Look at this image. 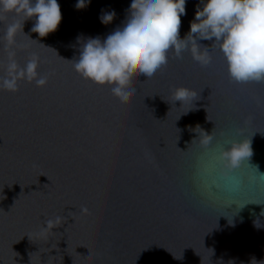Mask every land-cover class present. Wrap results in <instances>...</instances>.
Here are the masks:
<instances>
[{
	"label": "water",
	"instance_id": "obj_1",
	"mask_svg": "<svg viewBox=\"0 0 264 264\" xmlns=\"http://www.w3.org/2000/svg\"><path fill=\"white\" fill-rule=\"evenodd\" d=\"M57 2L61 22L44 38L33 18L10 42L8 26L26 18L0 13V264H264V81H234L218 43L198 41L207 65L169 50L120 99L74 64L131 0ZM199 4L186 0L180 38ZM102 10L115 11L110 24ZM181 86L196 95L175 101ZM241 142L252 156L232 168L220 153Z\"/></svg>",
	"mask_w": 264,
	"mask_h": 264
},
{
	"label": "clouds",
	"instance_id": "obj_2",
	"mask_svg": "<svg viewBox=\"0 0 264 264\" xmlns=\"http://www.w3.org/2000/svg\"><path fill=\"white\" fill-rule=\"evenodd\" d=\"M90 3L91 0H76L75 8L84 9ZM185 5L186 0H131L121 26L103 39L88 37L80 44L75 71L97 85L110 86L114 96L126 99L135 91L129 83L133 72L152 77L167 64L169 50H174L177 58L190 50L194 60L207 65L208 50L201 53L198 41H212L218 43L234 81H264V0H200L187 34L180 38ZM0 13L26 18L22 24L8 26L6 36L10 42L27 20L35 19L31 32L44 38L57 30L62 19L57 0H0ZM115 15L114 10H102L99 19L107 25ZM37 66L34 58L22 69L28 80L37 76ZM10 67L15 69V63ZM45 83V78L36 80L38 86ZM3 86L15 90L14 81L5 80ZM173 95L175 101L182 102L196 93L181 86ZM210 139L209 136L203 143L207 144ZM220 156L235 168L252 156L251 143L233 144L222 150ZM48 227H52L51 221Z\"/></svg>",
	"mask_w": 264,
	"mask_h": 264
},
{
	"label": "snow or ice",
	"instance_id": "obj_3",
	"mask_svg": "<svg viewBox=\"0 0 264 264\" xmlns=\"http://www.w3.org/2000/svg\"><path fill=\"white\" fill-rule=\"evenodd\" d=\"M213 162H215L217 160V157L216 156H213Z\"/></svg>",
	"mask_w": 264,
	"mask_h": 264
}]
</instances>
